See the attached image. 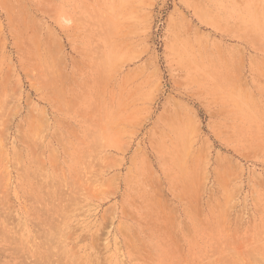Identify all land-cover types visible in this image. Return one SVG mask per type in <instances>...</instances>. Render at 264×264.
Instances as JSON below:
<instances>
[{
  "label": "rangeland",
  "instance_id": "obj_1",
  "mask_svg": "<svg viewBox=\"0 0 264 264\" xmlns=\"http://www.w3.org/2000/svg\"><path fill=\"white\" fill-rule=\"evenodd\" d=\"M0 264H264V0H0Z\"/></svg>",
  "mask_w": 264,
  "mask_h": 264
}]
</instances>
